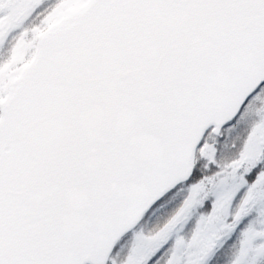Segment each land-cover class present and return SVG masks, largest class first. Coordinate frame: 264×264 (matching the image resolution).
I'll return each instance as SVG.
<instances>
[{"label":"snow or ice","instance_id":"snow-or-ice-1","mask_svg":"<svg viewBox=\"0 0 264 264\" xmlns=\"http://www.w3.org/2000/svg\"><path fill=\"white\" fill-rule=\"evenodd\" d=\"M0 264H264V0H0Z\"/></svg>","mask_w":264,"mask_h":264}]
</instances>
